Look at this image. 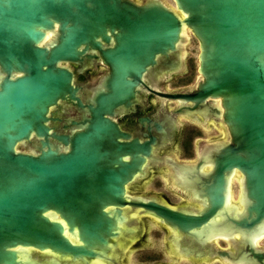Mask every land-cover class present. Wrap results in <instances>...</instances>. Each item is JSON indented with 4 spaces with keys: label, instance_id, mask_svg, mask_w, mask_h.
<instances>
[{
    "label": "water",
    "instance_id": "95a60500",
    "mask_svg": "<svg viewBox=\"0 0 264 264\" xmlns=\"http://www.w3.org/2000/svg\"><path fill=\"white\" fill-rule=\"evenodd\" d=\"M172 3L0 0V264L109 258L135 230L126 209L183 232L210 224L249 233L264 224V0ZM188 30L199 77L189 91L164 95L182 103L177 112L214 117L225 131L198 149L211 171L191 183L206 201L189 212L127 193L144 177L163 125L141 117L149 133L141 141L115 119L137 102L146 76L182 70ZM93 62L108 73L77 83L67 64ZM60 103L77 112L62 132L49 124ZM235 172L240 210L226 207Z\"/></svg>",
    "mask_w": 264,
    "mask_h": 264
},
{
    "label": "flooded vegetation",
    "instance_id": "af4514ba",
    "mask_svg": "<svg viewBox=\"0 0 264 264\" xmlns=\"http://www.w3.org/2000/svg\"><path fill=\"white\" fill-rule=\"evenodd\" d=\"M48 36H50V33ZM67 65L72 72H74L75 81L79 84L89 83V81H93L94 79L108 73V68L104 64L98 62H93L86 67L73 63H68ZM171 75H163L159 78L146 76L144 79V85L139 90L137 102L133 104L131 109L121 110L118 112L115 119L119 123L121 130L131 135H135L141 141H145L149 137L148 129L140 124L139 119L141 117L157 120L163 125L161 134L155 140V143L152 144V150L154 153H152V158L148 159L149 165L145 168L144 177H139L134 180V182L129 184L128 188L136 181L146 179V174L149 169H152L154 172L161 173V165H163L167 168V172L164 173V180H166L168 190L174 191L175 194L181 197V200L182 202L184 201V203L174 204V202H169L168 199L157 196L152 197L140 194H136L135 196H141L147 200L157 198V201L164 205L170 206L176 210L179 209L189 212L192 210H198V207H202L206 201L200 196L198 187L196 188V186L191 183L195 180L197 181L198 177L201 178L204 174L211 171V162L209 159L206 160L204 158V156H209L199 152L198 149L205 144L223 140L225 136L210 142L204 141L201 136L203 133L201 127L206 128L209 123L216 127H220L217 125L219 119L210 117V119L204 121L203 123L176 111L182 103L176 99H170L164 94L174 91L187 92L189 91V88H179L174 91H168L159 86L161 80H164ZM167 102H175V105L171 109H167ZM183 104L185 105V103ZM49 115L55 118L50 121V126L55 130L62 132L64 131L63 127L66 125L68 117L76 116L77 112L73 107L60 103L51 108ZM178 117L185 118L189 124L188 126L181 128L180 132L182 135L180 136V133L179 138L177 139L175 129L179 128V122L177 121ZM178 140L184 146L185 144L186 146L190 144L189 147L193 146L195 142L197 145L195 155L194 153L184 152L187 157L176 158L171 155L161 156L157 154V151L161 147L167 148L171 145V143H175ZM175 166L187 168L175 169ZM241 176V173L235 172L232 180L230 178V184L227 192V208H230L232 205H236L239 210L241 209ZM234 179L238 184V196L236 200L232 195ZM134 210L135 209H130V211L133 212ZM140 216L157 223L159 232L158 237L161 239L162 243L161 249L144 251L141 253L140 258L142 261L146 262L145 264H262V262L257 258V255H264V244L260 245V243L264 240V227H262L261 230H253L249 233L228 230H224L220 233H212L210 232L212 226L210 224H206L203 227L192 230L191 232H183L178 227L175 229L171 228L161 218L155 219L150 216H145L144 214ZM137 222L138 221H136V219L134 221H130L128 228L135 230L133 233L127 234L124 240L120 238L122 243L128 245L132 241V237L137 231ZM160 231L162 233H160ZM144 238L145 237L143 236V239ZM120 249L121 248L116 247L114 251L108 255L109 258L100 260L106 264H120L117 260V254L121 251ZM262 260H264V257ZM94 264L98 263L94 262Z\"/></svg>",
    "mask_w": 264,
    "mask_h": 264
},
{
    "label": "rangeland",
    "instance_id": "374dc122",
    "mask_svg": "<svg viewBox=\"0 0 264 264\" xmlns=\"http://www.w3.org/2000/svg\"><path fill=\"white\" fill-rule=\"evenodd\" d=\"M168 6L174 7L172 0H163ZM187 40L184 44V52L182 57V70L179 72H174L173 75L169 76L168 78L161 80L160 85L163 89L168 91H174L179 88H191L195 85L199 74L197 72V40L195 37L191 35L188 30ZM184 74V75H183ZM182 75V76H181ZM175 105L174 103L166 104L167 109H171ZM177 121L179 122V128L175 129L177 133V139L179 138V134L181 133V128L188 126L187 120L183 117H178ZM212 122V121H210ZM220 125V124H217ZM221 127V126H220ZM216 127L213 124L209 123L206 128H202V139L204 141H213L225 136V131L220 128ZM173 133V132H172ZM182 133L180 134V136ZM185 146L178 140L175 143H171L169 147L163 148L161 147L157 154L164 156V155H171L176 158H185L187 157L185 153H194L197 151V145L193 144V146L189 147ZM167 172V168L161 165V173L154 172L152 169H149L148 173L146 174V179L141 181H136L132 184L127 192L132 196L136 194L145 195V196H152V197H160L168 199L169 202L177 203H184L182 202L181 197L175 194L174 191L168 190L166 186V180H164V173ZM238 193V184L237 181L233 180V187H232V195L233 198L237 199ZM129 210V211H128ZM127 216H136L137 224V231L135 232L134 236L132 237V241L126 245L123 243V248H121L119 253L117 254V260L120 264H145L146 262L142 261L140 256L141 253L144 251H152L162 248L161 239L158 237V225L155 222L148 218H144L140 215H136V212L130 211V209L125 210ZM125 217V216H124ZM131 221H134V218L129 217ZM123 225V224H122ZM134 226V225H133ZM124 227V225H123ZM160 233H162L160 231ZM143 236L145 237L143 239ZM138 240V241H137ZM145 242V244H144ZM264 244V240L260 243V245ZM133 245V246H131ZM131 246V247H130ZM103 264V263H102Z\"/></svg>",
    "mask_w": 264,
    "mask_h": 264
},
{
    "label": "bare ground",
    "instance_id": "6f19581e",
    "mask_svg": "<svg viewBox=\"0 0 264 264\" xmlns=\"http://www.w3.org/2000/svg\"><path fill=\"white\" fill-rule=\"evenodd\" d=\"M49 34V33H48ZM48 34L46 35V38H48V40L50 39V38H52V36H51V33H50V36H48ZM185 34V33H184ZM228 187H229V185H228ZM228 192V191H227ZM227 201H228V195H227V199H226V205H227ZM198 208H200V207H198ZM124 222V221H123ZM123 226V225H122ZM262 227H264V224L262 225ZM262 227H260L259 228V230H261L262 229ZM204 231V230H203ZM210 232H212V233H216L217 231H215V230H213V228L211 229V231ZM222 234V233H221ZM255 234V233H254ZM228 235V234H227ZM264 235V234H263ZM237 239V238H236ZM94 262L95 263H98V264H106L105 262H103L102 260H100V259H97V260H94L93 261V263L92 264H94Z\"/></svg>",
    "mask_w": 264,
    "mask_h": 264
}]
</instances>
